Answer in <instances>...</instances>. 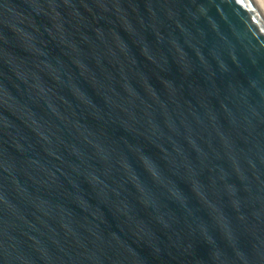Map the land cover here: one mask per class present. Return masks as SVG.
Returning <instances> with one entry per match:
<instances>
[{"label":"water","instance_id":"95a60500","mask_svg":"<svg viewBox=\"0 0 264 264\" xmlns=\"http://www.w3.org/2000/svg\"><path fill=\"white\" fill-rule=\"evenodd\" d=\"M0 264H264V0H0Z\"/></svg>","mask_w":264,"mask_h":264}]
</instances>
